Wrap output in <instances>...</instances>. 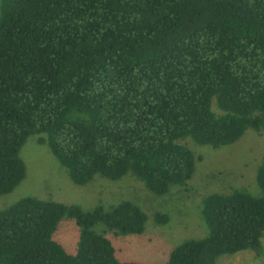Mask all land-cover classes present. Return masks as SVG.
Here are the masks:
<instances>
[{"label":"trees","instance_id":"1","mask_svg":"<svg viewBox=\"0 0 264 264\" xmlns=\"http://www.w3.org/2000/svg\"><path fill=\"white\" fill-rule=\"evenodd\" d=\"M249 130L264 133V0H0V196L25 179L32 136L75 186L131 176L158 198L197 170L183 141L219 150ZM255 181L203 196L205 237L155 264L262 256L264 154ZM64 218L72 252L54 239ZM147 221L128 200L84 211L23 197L0 209V264H148L96 231L140 235Z\"/></svg>","mask_w":264,"mask_h":264},{"label":"rangeland","instance_id":"2","mask_svg":"<svg viewBox=\"0 0 264 264\" xmlns=\"http://www.w3.org/2000/svg\"><path fill=\"white\" fill-rule=\"evenodd\" d=\"M190 146L200 157L198 167L186 187H172L163 197H155L142 182L125 176L119 181L101 180L97 177L85 186H75L68 180L46 145L30 137L20 151L26 166V177L11 193L0 196V209L6 208L27 196L54 200L64 204H75L84 211L96 206L105 209L121 201H132L148 216L145 230L140 235L117 236L103 228L96 227L113 244L116 256L121 261L148 264L164 263L170 252L185 240L201 239L208 232L201 215V201L209 192H226L233 188L256 192V168L264 154V133L249 130L237 143L219 150L208 146ZM195 176V177H194ZM156 213L166 214L167 223L158 225L153 217ZM78 228L71 219L59 222L54 239L72 252L76 246ZM219 264H264V254L256 256L241 252L225 256Z\"/></svg>","mask_w":264,"mask_h":264}]
</instances>
